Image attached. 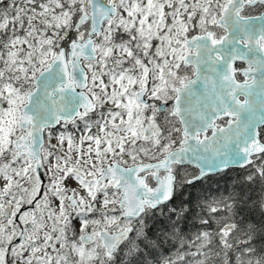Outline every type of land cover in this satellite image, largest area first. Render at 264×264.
I'll use <instances>...</instances> for the list:
<instances>
[{
  "label": "snow or ice",
  "instance_id": "6c2138e0",
  "mask_svg": "<svg viewBox=\"0 0 264 264\" xmlns=\"http://www.w3.org/2000/svg\"><path fill=\"white\" fill-rule=\"evenodd\" d=\"M0 264H264V0H0Z\"/></svg>",
  "mask_w": 264,
  "mask_h": 264
},
{
  "label": "trees",
  "instance_id": "16d2710c",
  "mask_svg": "<svg viewBox=\"0 0 264 264\" xmlns=\"http://www.w3.org/2000/svg\"><path fill=\"white\" fill-rule=\"evenodd\" d=\"M237 172L231 171L227 176H216L215 180L218 181V183H212L211 184V191L209 193H202L200 189H196L197 195H213L215 194V190L219 189L220 193H224V189L227 187L229 190H231L232 185L236 182ZM205 187H207V184H205ZM191 191V189H190Z\"/></svg>",
  "mask_w": 264,
  "mask_h": 264
}]
</instances>
